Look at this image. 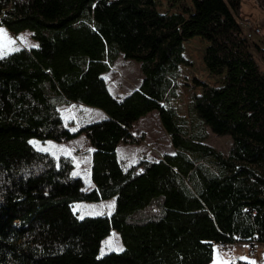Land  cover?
Here are the masks:
<instances>
[{
	"label": "trees",
	"instance_id": "16d2710c",
	"mask_svg": "<svg viewBox=\"0 0 264 264\" xmlns=\"http://www.w3.org/2000/svg\"><path fill=\"white\" fill-rule=\"evenodd\" d=\"M166 1L168 13L156 0H0V27L38 43L0 57V264H214L215 247L238 243L256 251L231 264H264L251 260L264 245V37L243 32V0ZM193 37L207 43L204 64L221 83L196 80L202 93L184 117L165 104L178 97ZM121 56L141 63L142 80L116 97L105 75ZM69 104L107 118L72 131ZM154 111L174 152L127 166L118 148L145 140L135 125ZM209 132L232 136L228 155L206 143ZM82 134L91 190L70 156L29 141ZM113 198L107 215L73 210ZM112 231L125 249L101 256Z\"/></svg>",
	"mask_w": 264,
	"mask_h": 264
},
{
	"label": "rangeland",
	"instance_id": "374dc122",
	"mask_svg": "<svg viewBox=\"0 0 264 264\" xmlns=\"http://www.w3.org/2000/svg\"><path fill=\"white\" fill-rule=\"evenodd\" d=\"M156 1L159 10L162 13H168L167 1ZM247 2L246 4L242 2L241 15L243 16V20H240V24L243 21L245 22V20H249L257 25V22L263 19V10L259 6L260 1L248 0ZM177 8L180 10V7ZM184 45V55L190 62V65H181L182 75L178 80V97L167 102L165 105L174 107L180 116L189 117L188 104L192 101L193 96L202 93V87L196 83V80L213 87H219L221 82L219 77L210 75L204 64L203 56L207 43L200 37H193L190 40H186ZM33 47H38V43L33 39L32 32L24 31L20 34H15L10 32L6 27H0V57H5L20 49H30ZM256 56L264 67L262 59L257 54ZM105 76L111 93L116 97H124L139 87L142 80L141 63L121 56L115 62L112 71ZM61 109L65 126L72 131L79 130L86 124L103 119L101 110L82 104H69L68 106H63ZM134 132L136 134L144 133L145 140L139 145H121L118 151L119 158L127 166L132 165L143 156L158 159L166 152H174L171 137L162 126L159 112L154 111L143 117L135 125ZM29 141L37 150L50 153L56 158L70 156L74 162L73 176L81 177L84 180L85 190H91L94 187L90 172L92 148L84 134L63 143L53 140L43 141L36 138ZM206 143L228 155L233 146V138L230 135L218 136L213 134V132H209V139ZM115 206L116 199L113 198L101 202H76L73 204V210L78 213L80 218H84L86 216L110 214L115 210ZM258 246L259 251L252 258V261L264 262V245L259 244ZM124 249L125 245L120 234L117 231H112L111 235L103 241L100 255L103 256L114 251L121 252ZM242 250L245 251L247 257H252L248 253L249 248L247 243L246 245H242ZM230 259L231 252L224 251L220 247H215L214 264H229Z\"/></svg>",
	"mask_w": 264,
	"mask_h": 264
},
{
	"label": "crops",
	"instance_id": "0c3cea01",
	"mask_svg": "<svg viewBox=\"0 0 264 264\" xmlns=\"http://www.w3.org/2000/svg\"><path fill=\"white\" fill-rule=\"evenodd\" d=\"M248 0H243L242 2L244 3V4H246V2H247ZM248 3V2H247ZM261 8H262V10H263V14H264V7H262L261 5H259ZM258 6V7H259ZM243 17V16H242ZM242 20H243V18H242ZM257 25L262 29V35L261 36H257L254 40L255 41H257L258 43H260L261 42V40L263 39V37H264V15H263V19L261 20V21H259V22H257ZM138 88V87H137ZM136 89V88H135ZM102 113H103V119H105V118H107V115L102 111ZM78 138V137H77ZM120 147H121V145L119 146V148L118 149H120ZM141 156H143V155H141ZM144 157V156H143ZM91 166H92V162H91ZM91 166H90V170H91ZM242 245H246V243H238V244H236L235 246H233V249L230 251L231 252V259H230V263L229 264H231L232 262H234V261H237V260H240V259H242V260H250V258L249 257H247L246 255H245V251H243L242 250ZM249 258V259H248ZM252 260V259H251Z\"/></svg>",
	"mask_w": 264,
	"mask_h": 264
},
{
	"label": "built area",
	"instance_id": "2783aa9c",
	"mask_svg": "<svg viewBox=\"0 0 264 264\" xmlns=\"http://www.w3.org/2000/svg\"><path fill=\"white\" fill-rule=\"evenodd\" d=\"M241 25L243 28V32L245 33L248 40L253 41L257 36H261L263 34L262 29L258 25L253 24L249 20H245V22L243 21ZM228 248L229 247L227 245H222V250H228ZM255 251H256L255 246H249L248 253L250 255H253Z\"/></svg>",
	"mask_w": 264,
	"mask_h": 264
},
{
	"label": "bare ground",
	"instance_id": "6f19581e",
	"mask_svg": "<svg viewBox=\"0 0 264 264\" xmlns=\"http://www.w3.org/2000/svg\"><path fill=\"white\" fill-rule=\"evenodd\" d=\"M260 15V14H259ZM264 15V14H263ZM249 246H255V245H253V244H248V248H249Z\"/></svg>",
	"mask_w": 264,
	"mask_h": 264
}]
</instances>
